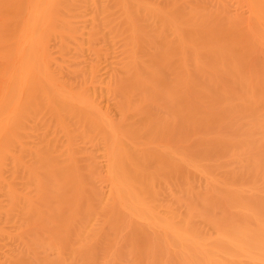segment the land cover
Returning <instances> with one entry per match:
<instances>
[{"label": "bare ground", "instance_id": "6f19581e", "mask_svg": "<svg viewBox=\"0 0 264 264\" xmlns=\"http://www.w3.org/2000/svg\"><path fill=\"white\" fill-rule=\"evenodd\" d=\"M233 1L0 0L2 263L264 264V65Z\"/></svg>", "mask_w": 264, "mask_h": 264}, {"label": "rangeland", "instance_id": "374dc122", "mask_svg": "<svg viewBox=\"0 0 264 264\" xmlns=\"http://www.w3.org/2000/svg\"><path fill=\"white\" fill-rule=\"evenodd\" d=\"M231 9L233 10V12L236 11V14H237V12H238V14H240L239 16L243 20L242 21L243 26L246 25V26H244V29L246 28L245 31H247V33L250 32L249 35L251 36L253 48L251 49V52L248 56L249 58H247V60H248L251 68H254L255 70L259 69L261 64L264 65V0H234L232 3ZM52 51L55 52L56 48H52ZM55 56L57 57L58 55L55 54ZM106 70H107L106 68L101 70V72H100L101 77H103V78L106 77V74H107ZM4 93L8 94L9 90H5ZM98 101L101 102L100 105L103 106L104 110L109 108L108 112H109L110 116L113 115L115 120L118 119L119 116L117 115V111L111 102L107 103L103 96L98 97L97 102ZM225 130H227V129H225ZM3 133H4V129H1L0 130V141H1ZM103 159L101 157V159L99 160L102 163V165H104ZM104 189H106V188L104 187ZM231 211H233V213L236 215L242 213V210L232 209ZM0 225H2V224H0ZM4 228L6 231L7 230L11 231L12 230V224L6 223V224H4ZM2 233L3 232L0 230V247L2 246L0 248L1 253H3V250L8 251L7 249L9 248V245H11L13 243V240L2 239V236H3ZM1 253H0V255H2ZM2 262H4V258H1V256H0V264ZM2 264H6V262L2 263Z\"/></svg>", "mask_w": 264, "mask_h": 264}]
</instances>
